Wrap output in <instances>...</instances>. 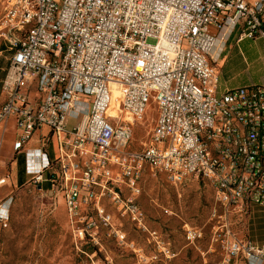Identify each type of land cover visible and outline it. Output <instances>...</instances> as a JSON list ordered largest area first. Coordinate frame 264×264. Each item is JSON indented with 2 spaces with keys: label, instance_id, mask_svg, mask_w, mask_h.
<instances>
[{
  "label": "built area",
  "instance_id": "obj_1",
  "mask_svg": "<svg viewBox=\"0 0 264 264\" xmlns=\"http://www.w3.org/2000/svg\"><path fill=\"white\" fill-rule=\"evenodd\" d=\"M233 34L264 43V0H8L0 21V44L12 51L0 153L13 118L14 150L23 151L41 189L63 192L79 240L97 241L101 226L120 236L114 226L121 219L98 203V186H117L119 213L141 224L146 166L174 184L202 180L225 213L213 241L245 264H264V242L238 237L226 221L232 212L264 210V85L219 87L216 63ZM151 101L153 132L133 148L135 125ZM42 129L50 135L29 147ZM7 178L0 175V188ZM93 200L97 212L89 215L83 207ZM12 202L11 194L0 199V225ZM199 235L190 229L188 239Z\"/></svg>",
  "mask_w": 264,
  "mask_h": 264
},
{
  "label": "rangeland",
  "instance_id": "obj_2",
  "mask_svg": "<svg viewBox=\"0 0 264 264\" xmlns=\"http://www.w3.org/2000/svg\"><path fill=\"white\" fill-rule=\"evenodd\" d=\"M7 1L0 0V21ZM148 42L154 44L156 39L149 38ZM234 42L235 38H231L221 60L216 63L221 89L248 82L264 85L258 61L239 65L233 59L235 52L231 45ZM256 42L262 47L261 41ZM262 48L264 50V45ZM260 54L263 53L260 51ZM11 55L9 47L0 44V105L3 102L2 83ZM114 96L113 112L119 107L117 94ZM156 111L151 101L146 114L135 125L133 148H142L151 137ZM42 133L38 131L33 141H38ZM45 135H50L49 131ZM16 138L11 120L0 154V175L8 176L0 188V199L9 194L13 196L11 216L0 225V264H245L243 259L225 251L222 240L213 241L214 233L225 223V213L211 187L197 179L174 184L165 174H156L149 166L144 169L138 197L142 223L119 213L113 200L117 186L111 183L105 188L98 186V203L105 211L115 214L116 219H121L114 226L120 236L113 233L110 226H101L97 241L90 236L79 240L71 230L63 192L50 189L48 184L41 189L31 179L26 172L23 151L13 148ZM51 139V147L55 149L57 140ZM96 202L84 205L85 213L95 214ZM226 221H230L238 237L252 238L250 235L254 232L261 235L257 239L264 242V217L232 212ZM190 229L200 232L194 241L188 239Z\"/></svg>",
  "mask_w": 264,
  "mask_h": 264
},
{
  "label": "crops",
  "instance_id": "obj_3",
  "mask_svg": "<svg viewBox=\"0 0 264 264\" xmlns=\"http://www.w3.org/2000/svg\"><path fill=\"white\" fill-rule=\"evenodd\" d=\"M250 1H255V0H250ZM231 38H235V42L231 45L232 46V48H234V57L235 58H233V59H236V61H238L237 62V64H239V65H241L242 63H245V62H250L251 64H252V62H254V61H258L259 62V64H261V69H262V71H263V74H264V63L262 62L263 61V59H264V50H263V45H264V43H263V40H258V41H261L262 42V47L261 46H259V42L257 43L256 41L257 40H250L249 38H244V39H242L241 41H238L237 40V36H236V34H233L231 37H230V39ZM230 39H229V41H230ZM228 41V42H229ZM227 45H228V43H227ZM225 50H226V48H225ZM224 50V51H225ZM260 51L263 53V54H260ZM223 54H224V52H223ZM223 56V55H222ZM222 56H221V58H222ZM221 58H220V60H221ZM229 58H231V57H229ZM229 59L227 58L226 59V62L228 61ZM220 71V70H219ZM262 74V75H263ZM264 76V75H263ZM221 80H220V74H219V87H220V89H221ZM251 83H245L243 86H245V85H250ZM239 86H241V85H239ZM236 87V86H235ZM232 88H234V87H232ZM223 90V89H222ZM27 91H28V93H29V96H30V98H31V100H36V99H38V92H37V90H36V87L35 86H29V87H27ZM11 120H13V124H14V119L12 118V119H10L9 120V122L11 121ZM9 122H8V124H7V127H8V125H9ZM7 129V128H6ZM0 137H1V135H2V129L0 128ZM43 133H42V135H41V137L38 139V141H36V142H34L33 141V139H34V137H35V135L33 136V138L29 141V143H28V146L29 147H38V146H40V142H41V138H42V136L47 132V130L46 129H42L41 130ZM6 132V131H5ZM37 133V132H36ZM35 133V134H36ZM5 135V134H4ZM14 142V141H13ZM2 146H3V144H2ZM2 149V148H1ZM48 151H49V154H50V157L52 158V159H54L55 158V156H57V153H56V148L54 149H52V147H51V144L49 145V147H48ZM1 154V153H0ZM251 215H254V216H256L257 215V217H259L260 219L261 218H263L264 217V210L262 209V208H260V207H257V208H255V210L251 213ZM254 231H255V229H254ZM257 232V231H256ZM250 236H252V237H255V238H258L259 236L261 237V235H259V234H256V233H252Z\"/></svg>",
  "mask_w": 264,
  "mask_h": 264
},
{
  "label": "bare ground",
  "instance_id": "obj_4",
  "mask_svg": "<svg viewBox=\"0 0 264 264\" xmlns=\"http://www.w3.org/2000/svg\"><path fill=\"white\" fill-rule=\"evenodd\" d=\"M114 87H116L115 85H114ZM115 89V88H114ZM114 94H117V90H115L114 91ZM116 111H114L113 113H115Z\"/></svg>",
  "mask_w": 264,
  "mask_h": 264
}]
</instances>
